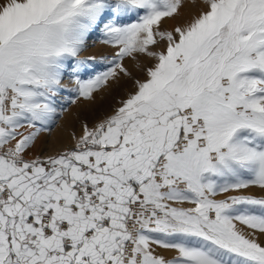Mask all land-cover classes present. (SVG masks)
Listing matches in <instances>:
<instances>
[{
	"label": "snow or ice",
	"instance_id": "6c2138e0",
	"mask_svg": "<svg viewBox=\"0 0 264 264\" xmlns=\"http://www.w3.org/2000/svg\"><path fill=\"white\" fill-rule=\"evenodd\" d=\"M0 264H264V0H0Z\"/></svg>",
	"mask_w": 264,
	"mask_h": 264
},
{
	"label": "rangeland",
	"instance_id": "374dc122",
	"mask_svg": "<svg viewBox=\"0 0 264 264\" xmlns=\"http://www.w3.org/2000/svg\"><path fill=\"white\" fill-rule=\"evenodd\" d=\"M188 0H186V4H187ZM190 15V10L185 7L182 10V15L180 17H178V20L183 21L189 18ZM177 21H173V20H168L165 22L164 27L167 28H171L174 24H176ZM93 41H89V44H92ZM99 45L96 44L93 47H90L89 50L93 51V49H96ZM100 48H102L100 46ZM101 53L99 52V54L103 55V54H107L105 52V50L100 49ZM97 57L99 58L100 56L97 55ZM129 66L132 67V63L129 62ZM113 103L112 97L111 95H109L108 93H101L97 96V100L95 104H91V105H80L79 107L73 106L72 108L69 109V111L67 113L64 114L63 118L57 121V126L53 128L51 134H45L41 141L38 142L37 147H36V151L39 153H53L55 151L52 150V147L56 145V142H54L53 137H54V133L62 126V121L64 120V117H71L72 119L76 120V123L84 118H79L78 120V115L80 112H85L87 113V116L85 118H87L88 122L91 124L95 119H98L100 117H102L103 115L107 114V112L110 110V106ZM74 124V126L70 127L68 129L67 132V136L64 138V141H62V143L67 144L70 141V135L73 131L79 133V123ZM76 126V127H75ZM74 127V128H73ZM73 128V129H72ZM62 149V148H61ZM59 150V149H58ZM56 150V151H58Z\"/></svg>",
	"mask_w": 264,
	"mask_h": 264
},
{
	"label": "bare ground",
	"instance_id": "6f19581e",
	"mask_svg": "<svg viewBox=\"0 0 264 264\" xmlns=\"http://www.w3.org/2000/svg\"><path fill=\"white\" fill-rule=\"evenodd\" d=\"M100 49H102V48H100V45H99L96 49H93V51H90L91 50L90 49L87 52L83 53V55L84 56H88V55L101 56V54H99V52L101 53ZM77 115H78V120H79V118H85L87 116V113L80 112L79 114L77 113ZM75 123H76L75 119H72L71 117H66V118L64 117V120L62 121V124H61L62 126L54 133L53 140H54V142H56V145L52 147L53 151H56L58 149L60 150L61 148L69 146L70 141L67 144L62 143V141H64V138L67 136L66 134L68 132V129L70 127L74 126Z\"/></svg>",
	"mask_w": 264,
	"mask_h": 264
}]
</instances>
